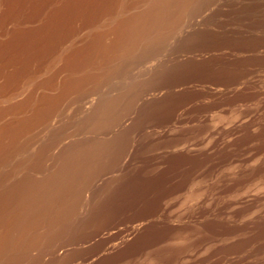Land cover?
Returning <instances> with one entry per match:
<instances>
[{"label":"bare ground","instance_id":"1","mask_svg":"<svg viewBox=\"0 0 264 264\" xmlns=\"http://www.w3.org/2000/svg\"><path fill=\"white\" fill-rule=\"evenodd\" d=\"M184 123L208 145L130 166ZM131 216L113 240L106 227ZM48 250L65 264H264V0H0V264Z\"/></svg>","mask_w":264,"mask_h":264},{"label":"rangeland","instance_id":"2","mask_svg":"<svg viewBox=\"0 0 264 264\" xmlns=\"http://www.w3.org/2000/svg\"><path fill=\"white\" fill-rule=\"evenodd\" d=\"M201 82H203V83H201ZM213 83V82H215V80H213L212 78H204V79H200V81H196V82H194V83H199L200 84V86L199 87H201L202 85H207V83L209 84V83ZM220 85H223L224 83H219ZM188 92H190V93H192V91L191 90H189ZM208 95V94H207ZM207 95H205L204 97H203V99H206V101L209 103H212L213 102V104H212V107L209 109V110H207L206 111V113H211V114H209V117L211 116H213L211 119H213V118H215L214 119V121L213 122H216V125H219V127L220 126H223L222 124H220V123H218L220 120H219V117H220V119H221V122L223 121L222 119H224V117H225V120H227L228 121V119L229 118H233V112L234 111H232L231 110V107H230V105H228L227 106V104H222V103H218L216 100H215V103H218L216 106L214 105V100L212 99V98H214L215 99V97L214 96H211V95H209V96H207ZM207 96V97H206ZM211 96V99L209 98ZM195 97H199L198 96V94L196 93V95L194 96V98ZM209 98V99H208ZM208 99V100H207ZM212 101V102H211ZM226 105V106H225ZM201 106V105H200ZM200 106H198V107H200ZM221 106H222V108H221ZM197 107V108H198ZM220 107V111H219V108ZM223 107H225L224 109H223ZM243 107H245V106H242V108ZM197 108H195V109H193L192 110V114H194L195 112H197ZM215 108L217 109V111L219 112V113H221V114H225V115H227V116H223V118H221L222 116L218 113V119L216 118V116H215V114L217 113L216 112V110H215ZM230 109V110H229ZM233 109H235V111L237 110V109H241V107H239V108H233ZM245 109H247V110H244V109H242V110H244V113L242 114L240 111H238V113H239V115L240 116H242V117H244L245 116V114H247L248 112H249V109H248V107L246 108L245 107ZM212 110V111H211ZM214 110V111H213ZM223 110V111H222ZM241 110V111H242ZM232 112V114H231V112ZM250 111H251V107H250ZM216 112V113H215ZM228 112L232 115H228ZM243 112V111H242ZM246 112V113H245ZM190 113V114H191ZM235 114V113H234ZM229 116V117H228ZM226 117H227V119H226ZM231 118V119H232ZM231 119H229V121H228V123H226L227 121H223L224 122V126H226L227 124L229 125L230 124V122L232 123V121L233 120H231ZM226 123V124H225ZM215 124V123H214ZM186 126V124L184 123L183 125H182V127H179V128H176L171 134L172 135H170V136H167V137H164V138H166L165 140H163V138L162 139H160V141L159 140H156V141H154V142H146L145 144H143V145H141L139 148H138V150L136 151V153H135V157H134V160L132 161V164L130 165V166H132V167H137V166H145V167H147V168H149V169H153V168H155V167H163V166H165V163L163 162V159L161 158L160 159V161L161 162H154V160H153V158H154V156H157V155H159V154H161L162 153V151H166V155L167 154H169L170 152H172V151H175V150H179V149H185L186 147H190V148H193V149H197V150H199L200 149V147L201 148H203L204 146H207L208 144H207V136L206 137H203V136H205L206 134H204V133H200L199 135H202L203 134V136H199L200 138H198V136L197 137H195L198 133H196V135L193 137V135L195 134V133H190L189 132V130L190 129H187V128H189V124H187L188 126H186V128H184L185 126ZM227 125V127H230V126H228ZM232 125H233V123H232ZM231 125V126H232ZM184 130L183 132H182V130ZM177 130H179V131H177ZM178 132V134H177V132ZM187 131V132H186ZM175 132H176V134H175ZM182 135H181V134ZM187 134H189L188 136H187ZM191 134H192V137H191ZM174 136V137H173ZM182 137L183 136V138H184V136H186V138H184V141H181V143H180V145L182 144V148L180 147V145H179V143L178 142H180V141H175V140H169V139H174L175 137ZM169 137V138H168ZM168 138V139H167ZM196 138H198L197 140H196ZM201 138H203V139H201ZM199 139H201V141L202 142H200V140ZM169 140V141H168ZM188 140V142H186ZM199 140V141H198ZM171 142V143H168V142ZM163 142V143H162ZM184 144H183V143ZM200 142V143H199ZM173 143V144H172ZM196 143V144H195ZM175 144H177V145H175ZM187 144V145H186ZM198 144V145H197ZM202 144V145H204V146H200V145ZM180 148H179V147ZM183 146H186V147H184L183 148ZM192 146V147H191ZM195 149V150H196ZM221 169H223V167L221 168ZM222 171V170H221ZM17 175L18 176H20V177H23V178H26V177H28V176H30L31 174H30V172L26 169V168H21V169H19V170H17ZM210 180V179H209ZM208 181V180H207ZM254 192V191H253ZM222 195V194H221ZM224 197V196H223ZM176 208H177V206H176ZM175 208V206H174V208H172V209H174V211L176 212V210H178V209H176ZM176 209V210H175ZM179 212H177V214H178ZM176 214V215H177ZM175 215V216H176ZM136 221V217H126V218H123V219H121L119 222H116V223H114V224H111V225H109V226H107L106 228L108 229V231L110 230H112L111 231V234H113L111 237H112V239L113 240H117V239H119L120 238V236L121 237H123V236H125L126 235V233L127 232H125V231H127L126 229H128L127 227H130V226H132V224L134 223ZM123 228V229H122ZM117 229V230H116ZM115 230V231H114ZM125 230V231H124ZM119 231V232H118ZM114 232H115V234H114ZM118 232V233H117ZM125 232V233H124ZM118 235H117V234ZM120 235V236H119ZM116 237H118V238H116ZM94 239V238H93ZM93 239H90V242H84V243H81V244H79V245H76V251H91V249L94 247V245L96 244V242H95V240H93ZM87 240H89V239H87ZM66 245V244H65ZM63 246V245H62ZM62 246H60V248L62 247ZM60 248H58V250L60 249ZM73 251V250H72ZM204 254V251H201L200 252V255H203ZM43 264H65L64 262H62V261H60L59 260V258H57V257H55V253H51V251L50 250H48V251H45L44 252V255H43Z\"/></svg>","mask_w":264,"mask_h":264}]
</instances>
